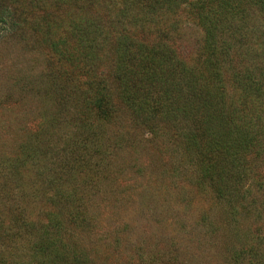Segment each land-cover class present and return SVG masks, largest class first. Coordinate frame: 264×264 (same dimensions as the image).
I'll use <instances>...</instances> for the list:
<instances>
[{
    "label": "trees",
    "instance_id": "trees-1",
    "mask_svg": "<svg viewBox=\"0 0 264 264\" xmlns=\"http://www.w3.org/2000/svg\"><path fill=\"white\" fill-rule=\"evenodd\" d=\"M181 11L202 33L191 60L175 48ZM252 12L264 16V0H0V30L24 23L39 33L61 80L78 84L86 120V113L115 120V99L150 136L168 133L196 171L197 189L220 201L237 226L256 177L264 179L256 164L264 155V33L253 39ZM102 61L111 62L109 77L99 73ZM76 135L63 162L71 144L90 147ZM14 164L4 168L8 176L20 172ZM54 172L46 165L37 174L43 192L35 216L19 204L25 198L15 200L19 181L4 179L0 264H94L81 241L89 197L58 183ZM253 240L231 255L235 263L264 264V228Z\"/></svg>",
    "mask_w": 264,
    "mask_h": 264
},
{
    "label": "rangeland",
    "instance_id": "rangeland-1",
    "mask_svg": "<svg viewBox=\"0 0 264 264\" xmlns=\"http://www.w3.org/2000/svg\"><path fill=\"white\" fill-rule=\"evenodd\" d=\"M252 15L257 41L263 38L264 16ZM176 20L180 38L175 48L191 60L201 30L183 11ZM37 34L24 23L0 30V197L4 179L11 186L19 181L15 200L25 198L19 204L35 216L43 192L37 174L50 165L58 183L89 197L81 241L94 264H142L140 255L164 264H238L231 255L264 228V179L256 177L260 182L252 185L250 207L234 226L223 204L197 189L196 171L168 133L150 136L115 99V120L101 122L88 113L86 120L78 84L61 80L59 63ZM102 63L99 73L109 77L111 62ZM80 132L90 147L71 144V157L63 162L65 144ZM11 163L20 172L8 176L4 168ZM256 164L264 177V155Z\"/></svg>",
    "mask_w": 264,
    "mask_h": 264
}]
</instances>
